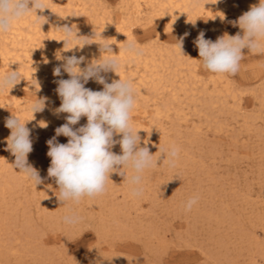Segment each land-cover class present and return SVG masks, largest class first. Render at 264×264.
I'll return each instance as SVG.
<instances>
[{"label":"rangeland","instance_id":"obj_1","mask_svg":"<svg viewBox=\"0 0 264 264\" xmlns=\"http://www.w3.org/2000/svg\"><path fill=\"white\" fill-rule=\"evenodd\" d=\"M76 3L80 5L77 11L71 6ZM258 3L254 0V5ZM126 4L125 0H47L52 11L64 16L69 11L71 17L63 19V25L73 26L78 37H88L93 43L82 50L75 46L66 51L64 41L54 46L48 34L38 33L32 45L24 47L33 56L27 65L30 77L21 73L14 89L0 92L1 120L5 122L13 114L27 121L33 141L28 161L42 178V183L35 185L13 167L15 157L6 150L10 132L0 126V264H264V54L244 49L240 70L234 76L210 73L195 62L196 58L191 59L193 66L190 62L177 71L170 57L178 56L176 42L182 37L181 29L160 25L163 16L153 12L152 4L143 6L140 18L129 13L126 9L131 3ZM233 5L211 7V14L197 15L207 37L211 32L219 37L241 31L230 21L249 8L238 2ZM118 27H128L130 39ZM110 33L117 34L125 44L135 40L145 52L144 59L153 50L157 62L168 59L171 63L159 69V75L174 80V88H164V81L156 93L152 82L142 83L149 76L142 63L136 67L132 59L122 65L136 90L132 122L141 137L140 146L146 142L150 154L160 158L157 167L142 174L138 195H132L124 176L112 173L103 195L84 197L78 204L64 203L55 195L58 186L54 178L47 175L51 158L46 155V141L55 135V128L66 122L67 115L55 112L61 99L54 81L69 78L63 70L60 77L53 76L54 67L63 63L57 54L83 55L85 64L97 60L102 55L95 45L99 37L112 44L113 54L118 55L119 43L109 41ZM6 43L0 41V55L5 45L12 47ZM155 53L161 55L156 57ZM19 54L24 57L21 51ZM10 70L8 61L3 62L1 57L0 75ZM106 79L112 81L109 73ZM34 80L38 86L33 85ZM95 83L89 80L85 87ZM183 83L185 92L180 88ZM224 85L237 92L239 100L229 99L224 106L216 102L217 88ZM102 88L100 84L99 89H91ZM13 91L24 92L29 98L17 105ZM43 97H47L45 109L32 115L31 104ZM142 112L146 117L135 122ZM42 114L51 121L46 127L40 120ZM86 122L82 117L73 127ZM62 139L67 143V137H57L59 143ZM171 144L180 150L174 167L163 162L165 156L159 151ZM112 151L121 154L118 144ZM126 171L132 174L131 169ZM193 196L198 197L197 203L186 211L185 202ZM72 213L78 214L81 222L64 224L63 217Z\"/></svg>","mask_w":264,"mask_h":264},{"label":"clouds","instance_id":"obj_2","mask_svg":"<svg viewBox=\"0 0 264 264\" xmlns=\"http://www.w3.org/2000/svg\"><path fill=\"white\" fill-rule=\"evenodd\" d=\"M45 9L49 7L44 0H0V33H7L17 21L31 14L35 15L41 25L44 24L46 20L37 15V10ZM221 19H224L223 15ZM230 23L234 27L238 26L241 31L235 35L225 33L215 41L206 39L205 32L200 31L193 41L198 49L197 61L210 73L236 75L244 59V49L252 54H264V0L250 6L248 11ZM57 30L63 33V38L57 41H64L66 51L75 46L82 50L85 45L93 43L88 37H78L73 26L65 24ZM187 35L189 34L185 33L176 42L181 53ZM96 42L102 53L99 59L85 64L86 57L83 55L62 57L58 53L57 59H62L63 63L53 69L55 77H60L62 70L69 76L68 79L54 81L57 84L55 91L61 99L55 112L66 113V122L57 127L55 135L46 141V155L51 158L47 175L54 178L58 186L55 195L64 203L71 201L78 204L84 197L103 195L112 173L124 176L132 195H138L142 191V174L147 169L157 167L160 158V155L154 157L150 154L146 142L143 147L140 146L141 137L133 127L132 112L136 105L134 82L120 77L121 61L118 55L113 54L111 44ZM69 43L73 44L70 48L67 47ZM122 51L131 57L143 54V49L135 40H127ZM82 64L85 66L81 67ZM109 72L116 73L120 78L108 82L106 74ZM21 78L19 71L10 70L0 75V92L10 90ZM89 80L103 85L102 90L94 91L85 87ZM33 85H37L36 80ZM46 101L47 97L36 98L30 106L32 115L42 112ZM82 117H86V124L74 128ZM26 122L13 114L6 118L5 127L10 129V135L6 138V150L15 157L13 167L38 185L42 183V178L28 161V155L33 151V141ZM61 135L68 138L67 143L57 141V137ZM116 136L120 138L116 139ZM117 144L121 154L112 151ZM159 151L165 156L163 162L174 167L180 151L178 146L171 144ZM127 169L132 170L131 175L127 174ZM197 200L196 196L190 197L185 202V210L190 211ZM81 219L78 214L72 213L63 217V223L74 226Z\"/></svg>","mask_w":264,"mask_h":264},{"label":"bare ground","instance_id":"obj_3","mask_svg":"<svg viewBox=\"0 0 264 264\" xmlns=\"http://www.w3.org/2000/svg\"><path fill=\"white\" fill-rule=\"evenodd\" d=\"M79 1V0H77ZM127 4H130V7L126 10L132 11V14L136 17V18H140L142 12H143V6H147L149 4H152L151 6L153 7V12L156 13L157 15L160 14L163 16L162 20H160V25L162 24H168L170 27H178L179 29H181L182 31V36H184L185 33H188L189 35H187L184 38L183 41V49H182V53L180 52V49L176 48V55H180L182 54L181 57H183V59H180L181 57L177 58H172L173 56L175 57V55H172L170 57V60L173 59V63H174V68H176V70L178 71V69H181L182 66H184L185 64L188 65L191 62V59L196 58L199 59V55H198V49L194 46L193 41L195 40V38L197 37V35L199 34L200 31H204L202 30L204 28V23L202 24V22L197 20V15L198 14H211V7H223L226 4L229 3H233L235 5L236 2L240 3L243 7H247L250 8V6L254 5V0H125ZM44 2L47 4V0H44ZM126 4V5H127ZM70 6V4H68ZM233 5V6H234ZM72 7L76 8V11L79 9L80 5L79 4H74L71 5ZM49 7V6H48ZM126 7V6H125ZM70 8V7H69ZM69 10V9H68ZM144 14V13H143ZM37 15L38 16H43L46 20V22L44 24L41 25V23L39 21L36 20V17L34 14H31L29 16H26L24 18H22L21 20L17 21L13 27L11 28L10 31H8L7 33H0V41L6 43H10V45L12 46L11 49H9L6 45L5 47H3V50L1 52L2 55H0L2 57V61H8V65H10L11 69L13 71H19L20 73H24V75H26L27 77H30V71H28V66H29V60H31L33 58V56L29 55L27 52V50L24 48L25 45L28 43L30 45H32L35 35H37L38 33H46L51 37V42H53L54 46H58L59 44H61V42L57 41L60 40L59 37L62 36L61 32L59 30H57V28L64 26L63 25V19H70L71 15L69 14V11L67 12V14L64 16L61 12H56V11H52L49 7V9H45L43 11L37 10ZM156 16V15H155ZM211 16V15H210ZM130 17V16H129ZM134 17V18H135ZM158 17V16H157ZM200 20V19H199ZM100 21V20H99ZM95 22V21H94ZM124 22V21H123ZM122 23V22H121ZM151 24V23H150ZM121 25V24H120ZM105 25L103 24V27ZM104 29V28H103ZM106 29V28H105ZM117 30H122L123 33L125 34V36L130 39L131 37V31L130 29L127 28H121L118 27ZM169 31V30H168ZM110 32V31H109ZM205 32V31H204ZM210 32V31H209ZM208 32V33H209ZM96 33V32H95ZM110 38L109 41H117L120 46V50L118 52V56L119 59L121 61V68L119 71V75L122 79H129L125 76L124 72L122 71V65L123 63L126 61L130 62H135V66L138 67V65L140 63H142V66L145 68V70L149 73V76L144 77V81L142 80V83L146 84L147 82H152L149 83L152 85V89L156 90L158 88V86H160L164 81L165 84H163L162 86L165 87H171L174 88V80H172L170 78V80L165 79L166 77H162L165 75H159V69H164L166 67L167 64L170 63V61H167L164 59L163 62H157V60L155 59V55H154V51L151 50L149 52L148 57L144 55V58H142L143 54L139 57H131L129 56L127 53L123 52L122 49L125 46V42H121L119 41V39L116 37L115 33H110ZM118 36V35H117ZM218 36H216L215 34H213L212 32L208 34V37L206 36V32H205V38L206 39H211L212 41H215L217 39ZM61 38V37H60ZM56 39V40H55ZM158 39V38H157ZM98 42L103 43V39L98 37ZM106 42V41H105ZM104 42V43H105ZM96 43V42H95ZM7 44V43H6ZM91 45V44H90ZM98 48L100 47L99 44H95ZM112 45V44H111ZM34 47V46H32ZM95 47V46H94ZM159 47V46H158ZM59 49V48H58ZM85 49V48H84ZM152 49V48H150ZM161 49V48H160ZM159 49V50H160ZM162 50V49H161ZM19 51H21L22 53H24V57H21V54H19ZM147 51V49H146ZM168 51V50H167ZM32 52V51H31ZM59 52V51H58ZM160 52V51H159ZM166 52V51H165ZM164 52V53H165ZM175 52V51H174ZM173 52V54H174ZM145 53V52H143ZM161 53H163V51H161ZM163 53V54H164ZM172 53V52H171ZM78 54V53H77ZM157 54V53H155ZM159 54V53H158ZM158 54L156 55V57L158 56ZM95 55V54H94ZM161 55V54H159ZM167 55V53H166ZM192 55V57H191ZM163 56V55H162ZM169 56V55H168ZM194 56V57H193ZM0 57V58H1ZM160 57V56H159ZM165 57V56H164ZM166 58H168L166 56ZM161 59V58H159ZM158 59V61H159ZM176 59V60H175ZM195 60V62H197V60ZM59 60V59H58ZM33 61V60H32ZM188 63V64H187ZM129 64V63H128ZM171 64V63H170ZM199 64V62H198ZM197 64V65H198ZM28 65V66H27ZM192 65V62H191ZM194 65V63H193ZM192 65V66H193ZM27 66V67H25ZM36 67V66H35ZM38 67V66H37ZM170 67V66H169ZM186 67V66H185ZM190 67V66H189ZM183 69V68H182ZM181 69V70H182ZM191 69V68H189ZM170 70V69H168ZM175 70V71H176ZM161 71V70H160ZM187 71V68L186 70ZM193 71V68H192ZM182 71H180L181 74ZM191 72V70H190ZM6 72L3 71L4 75ZM45 73V72H44ZM50 73V71H49ZM164 73V72H163ZM169 73V72H168ZM178 73V72H177ZM193 73V72H192ZM172 74V73H171ZM179 74V73H178ZM179 74V75H180ZM110 78L113 79H119L120 77L114 73V72H109ZM175 73L173 74V77L175 78ZM189 75V74H188ZM223 75V74H222ZM177 76V74H176ZM192 76V75H191ZM25 77V76H24ZM170 77V75H169ZM179 77V76H177ZM149 78V79H148ZM190 78V77H189ZM188 79V77H187ZM185 80V79H184ZM54 81V80H53ZM177 81V80H176ZM175 81V82H176ZM141 82V81H139ZM189 84V83H188ZM187 84V85H188ZM216 84V83H214ZM143 85V84H142ZM90 86V83H89ZM186 84L183 83L181 84L180 88L184 91L186 89ZM161 87V86H160ZM159 87V88H160ZM189 87V86H188ZM191 87V86H190ZM32 88V87H30ZM92 89L96 88L99 89L100 88V84H98L97 82L95 83V85H93L91 87ZM90 88V89H91ZM179 88V89H180ZM14 89V88H13ZM177 89V88H175ZM151 90V88H150ZM152 90V91H153ZM159 90V89H158ZM164 90V89H163ZM174 90V89H173ZM262 90V89H261ZM97 91V90H96ZM189 91V90H188ZM6 92V91H5ZM14 92V91H13ZM41 92V91H40ZM150 92V91H149ZM154 92V91H153ZM185 92V91H184ZM170 93V92H169ZM188 93V92H187ZM211 93V92H210ZM237 93V92H236ZM236 93L231 90L227 85H224L223 87H221V89L217 88V92H216V102H219L222 106H224L225 104H227L228 100L231 99L233 101L239 100ZM149 94V93H148ZM153 94V93H151ZM204 94V93H203ZM208 94V93H207ZM154 95V94H153ZM156 95V94H155ZM14 96V100L13 101L15 104H19L18 102L20 100H27L28 95L24 92L22 93H17L16 91L13 93L12 97ZM144 97H147V93H144L143 95ZM151 96V95H150ZM189 96V95H188ZM192 96V95H191ZM2 96H0L1 98ZM204 97V96H203ZM209 97V96H208ZM215 97V96H214ZM183 99V98H182ZM200 100V99H199ZM204 100V98H203ZM202 100V101H203ZM192 101V100H191ZM194 101V100H193ZM201 102V100H200ZM238 102V101H237ZM9 104V103H8ZM21 104V103H20ZM27 104V103H26ZM204 104V103H203ZM213 104V103H212ZM219 104V105H220ZM16 105V106H17ZM220 105V106H221ZM169 106H171V104H169ZM167 107V106H166ZM175 107V106H174ZM208 108V107H207ZM174 109V108H173ZM178 109V108H177ZM180 109V108H179ZM168 111H170L168 109ZM31 112V111H30ZM48 113V112H47ZM29 114V113H28ZM36 114V113H35ZM12 115V114H11ZM10 115V116H11ZM140 115V114H139ZM2 114L0 112V126L2 130H8L10 132V130L8 128L5 127V122H3L4 120L2 118ZM37 116V115H36ZM40 120L42 122L43 125H49L51 124V121L43 114L40 115ZM38 117V116H37ZM62 117V116H61ZM145 116V112L141 113V116H138L136 118H134V121H138L144 119ZM217 117V116H216ZM63 119V118H62ZM53 120V119H52ZM53 122V121H52ZM62 124H64V122H62L59 126H61ZM57 125V124H56ZM32 126V125H31ZM252 126V125H251ZM56 129V128H55ZM220 129V128H219ZM51 131V130H50ZM220 131V130H219ZM153 135V133H150L149 135ZM62 138V137H61ZM64 140L62 139L60 141V143H64ZM191 156V155H190ZM9 187V186H8ZM3 191H5V188L3 189ZM50 206V204H49ZM11 209V208H10ZM52 211V210H51ZM52 214V213H51ZM13 216V215H12ZM2 230V228H1ZM2 232V231H1ZM28 238V237H27ZM21 241V240H20ZM42 244V243H41ZM15 251V250H14Z\"/></svg>","mask_w":264,"mask_h":264}]
</instances>
